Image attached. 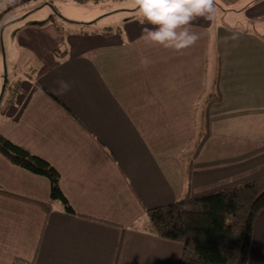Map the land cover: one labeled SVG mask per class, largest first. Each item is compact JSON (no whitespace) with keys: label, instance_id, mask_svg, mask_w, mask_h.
<instances>
[{"label":"crops","instance_id":"obj_1","mask_svg":"<svg viewBox=\"0 0 264 264\" xmlns=\"http://www.w3.org/2000/svg\"><path fill=\"white\" fill-rule=\"evenodd\" d=\"M263 17L264 0L248 8L250 28L197 18L201 39L180 53L145 45L151 26L137 16L117 33L74 35L61 57L49 35L0 132L57 169L75 214L50 199L46 177L0 154V191L50 203L0 193V264H179L181 244L151 233L146 210L264 176ZM248 264H264V211Z\"/></svg>","mask_w":264,"mask_h":264},{"label":"trees","instance_id":"obj_2","mask_svg":"<svg viewBox=\"0 0 264 264\" xmlns=\"http://www.w3.org/2000/svg\"><path fill=\"white\" fill-rule=\"evenodd\" d=\"M26 1L6 7L0 12V18L4 12ZM92 1L97 3L100 0ZM46 4L55 8L52 0H47ZM55 26L57 28L58 23H55ZM57 30L61 34V29ZM119 31L120 28L107 27L99 33L109 35ZM77 33L94 34L97 31L87 33L79 30ZM62 55L57 54V57ZM7 86V82L4 83L3 90ZM18 92L20 88L11 87L6 106L4 105L0 112H6L7 106L13 103L12 98ZM202 142L203 139L199 142L197 150ZM0 154L14 165L46 177L50 199L60 202L65 212L75 214L61 190L59 172L47 160L14 143L1 132ZM0 193L32 202L46 211L50 209L49 202L33 201L3 191ZM261 211H264V176L205 195L192 197L187 194L167 205L147 209L146 227L161 239L181 244L179 264H248L253 226Z\"/></svg>","mask_w":264,"mask_h":264},{"label":"rangeland","instance_id":"obj_3","mask_svg":"<svg viewBox=\"0 0 264 264\" xmlns=\"http://www.w3.org/2000/svg\"><path fill=\"white\" fill-rule=\"evenodd\" d=\"M259 1L261 0H216L214 24L225 23L239 29L250 28L247 11L251 4ZM46 2L47 0H27L4 12L0 18V96L4 94L1 103H5L11 87L21 88L23 80L35 81L40 65L37 55L42 52L41 45L48 40L49 35H56L57 28L61 29V34L58 33L62 41L52 49L56 56L66 53L69 49L68 41L78 34L76 31L88 33L91 29L122 28L125 19L136 16L134 10L126 11L131 9L129 0H101L97 3L92 0H52L55 8ZM2 8L0 7V12ZM106 12L110 14L99 17ZM93 19L97 21L81 23ZM262 22L264 17L258 21L254 30L264 34ZM55 23H58L57 28ZM6 82L8 86L3 90ZM209 90L215 91L214 87L207 89L206 86L207 93Z\"/></svg>","mask_w":264,"mask_h":264},{"label":"clouds","instance_id":"obj_4","mask_svg":"<svg viewBox=\"0 0 264 264\" xmlns=\"http://www.w3.org/2000/svg\"><path fill=\"white\" fill-rule=\"evenodd\" d=\"M141 25V40L145 45H157L164 50L183 52L201 39V33L192 29L197 18L213 20L217 8L216 0H129ZM236 35L225 37L237 39ZM142 66H149L152 60L147 56L140 59ZM64 91L69 90L67 82H60Z\"/></svg>","mask_w":264,"mask_h":264}]
</instances>
